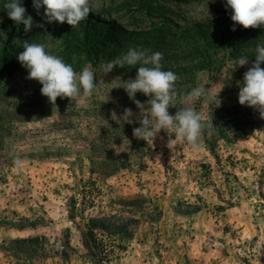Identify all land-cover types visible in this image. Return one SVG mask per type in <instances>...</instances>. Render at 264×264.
I'll use <instances>...</instances> for the list:
<instances>
[{"label": "rangeland", "instance_id": "rangeland-1", "mask_svg": "<svg viewBox=\"0 0 264 264\" xmlns=\"http://www.w3.org/2000/svg\"><path fill=\"white\" fill-rule=\"evenodd\" d=\"M8 2L0 0V264H95L83 243L88 221L112 216L122 220L108 230L117 248L103 264H264V118L238 102L264 27L232 31L226 0H89L92 12L74 28L20 0L33 19L25 32ZM149 3L164 7L147 14ZM15 36L45 45L77 77L92 70V95L50 103L27 79L23 49L13 53ZM129 48L163 54L162 70L178 77L169 114L201 115L198 147L167 146L172 130L152 144L133 137L142 116L151 121L150 97L135 94L141 111L123 88L141 65L101 67ZM240 57L248 63L233 66ZM196 87L210 95L189 99Z\"/></svg>", "mask_w": 264, "mask_h": 264}, {"label": "clouds", "instance_id": "clouds-1", "mask_svg": "<svg viewBox=\"0 0 264 264\" xmlns=\"http://www.w3.org/2000/svg\"><path fill=\"white\" fill-rule=\"evenodd\" d=\"M3 7L12 21L24 26L25 32L31 30L33 19L26 16V9L20 0H10ZM33 7L37 11L44 8L48 23L66 22L72 28L77 27L92 12L89 0H33ZM226 7L231 9L232 31L236 30L237 24L244 29L264 27V0H226ZM13 43L23 49L18 53L17 59L28 70L27 79L36 80L42 85L40 92L50 103L55 104L58 97H76L81 90L86 97L92 95L96 77L89 68H84L77 77L73 67L61 58L47 53L45 45L18 38ZM255 52V61L244 73L239 86L238 102L242 106L256 109L264 118V68H261L264 63V46L257 45ZM162 59L163 54L160 52L150 53L148 49L129 48L126 54L101 67L103 74H107L114 68L135 66L138 63L141 65L136 68L134 79L124 81L123 88L138 109L145 110L147 105L151 121L148 116H142L140 127L133 129V137L152 144L161 130H172L174 139H169L167 146L175 140L198 147L197 142L204 126L201 115L192 107L177 110L175 115L169 114L168 109L174 106L176 100L174 85L178 77L172 71L162 70ZM247 63V57H240L233 66H244ZM137 92L150 97L146 105L135 99ZM218 93L212 98L217 99ZM209 95L204 87H196L188 93V98L200 99ZM134 115L132 109H124L123 117L128 122H131L128 118Z\"/></svg>", "mask_w": 264, "mask_h": 264}, {"label": "trees", "instance_id": "trees-1", "mask_svg": "<svg viewBox=\"0 0 264 264\" xmlns=\"http://www.w3.org/2000/svg\"><path fill=\"white\" fill-rule=\"evenodd\" d=\"M148 5H149V8L146 9L147 14H150L151 12L152 13L158 12L159 8H160L159 11H162L161 8L164 7V6L160 7L158 4H155V3L154 4L149 3ZM27 13H29V10ZM103 13L104 15H108L110 12L105 9ZM14 39H17V37L15 36ZM16 49H17V46L15 45L13 53L16 51ZM8 61H9L8 56H5V59H3L2 61V64L4 67L6 66ZM119 221H122V220L114 216L110 218H104V219H98V220L90 219L88 221V226H87L88 230L86 233V239H84L83 243H84L86 250L88 251V254L94 260L95 264H103V263L109 262V259H110L109 257L114 251L113 249L117 248L115 241L111 238L108 230H111V228H117L114 226H117ZM102 230H106L107 233L105 235L109 236V240L107 244L105 243L104 240H99L97 238V231L102 232ZM102 233H104V231Z\"/></svg>", "mask_w": 264, "mask_h": 264}]
</instances>
